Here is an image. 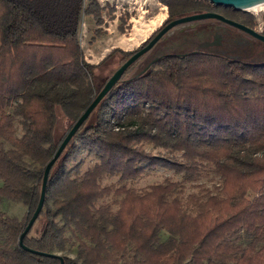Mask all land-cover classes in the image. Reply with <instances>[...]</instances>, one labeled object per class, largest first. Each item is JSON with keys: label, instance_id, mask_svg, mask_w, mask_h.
<instances>
[{"label": "trees", "instance_id": "1", "mask_svg": "<svg viewBox=\"0 0 264 264\" xmlns=\"http://www.w3.org/2000/svg\"><path fill=\"white\" fill-rule=\"evenodd\" d=\"M157 1L166 6L161 23L207 4ZM81 3L0 0V200L25 206L21 217L0 210V264H59L25 250L17 236L35 206L43 165L64 134L54 138L56 112L73 121L98 90L96 63L85 60L77 28L81 13L98 24L101 6ZM243 16L253 26V16ZM113 52L120 63L133 50L113 46L101 60ZM144 143L179 158L153 154ZM81 148L96 160L72 175L78 163L68 165ZM152 167L180 179L139 190L124 184ZM104 174L120 184H100ZM210 174L216 183H197L182 201L185 182ZM36 218L40 230L30 234V226L22 243L59 253L68 229L74 254L59 253L63 264H264V61L193 53L119 77L49 167Z\"/></svg>", "mask_w": 264, "mask_h": 264}, {"label": "rangeland", "instance_id": "2", "mask_svg": "<svg viewBox=\"0 0 264 264\" xmlns=\"http://www.w3.org/2000/svg\"><path fill=\"white\" fill-rule=\"evenodd\" d=\"M90 0H82L81 6L84 7ZM101 6L100 16L101 21L97 24L89 14H80V19L77 28L78 42L81 47L85 60L91 63H96L93 68L94 78L93 84L96 90L102 85L106 77L112 72V70L119 64V54L117 52L111 53L105 59L101 58L106 54L105 51L110 45L120 47L124 50H129L134 47L138 42L145 38L149 33L156 28L161 21L166 17L165 7L157 0H95ZM252 16V22L254 26H261L264 28V9L257 8L256 10H247ZM99 30V31H96ZM135 38V41L129 43V39ZM264 58V56H263ZM101 60V61H100ZM99 63L97 64V62ZM131 68L122 75L126 77L131 74ZM93 120V114H91L86 123ZM13 125L15 135H19L22 132L20 122L17 116L13 118ZM69 125V121L66 120L57 111L56 123L54 128V138L59 137L64 133ZM77 145L79 142L74 140ZM145 150L157 154L164 155L169 158L172 156L178 157V152L170 153L164 148L153 147L150 144H143ZM96 160V156L92 152H88L85 148H81L75 155L74 159L69 163L68 167L78 163V167L72 172V175L80 174L86 167L90 166ZM163 179L179 180L180 173H175L171 169L152 167L145 168L137 177L127 179L124 181L126 186L133 187L135 189H142L148 184L161 182ZM201 182L205 187H210L212 183L217 182V178L212 176L200 177L196 180L185 182L182 186L181 198L182 201L186 199L187 194L195 193L197 191L196 184ZM99 183L119 185L117 175H102ZM103 199L111 202L112 197L110 195L104 196ZM0 210L6 215L21 217L25 211V206L19 201H13L10 199L0 200ZM42 225L41 218H36L30 227V234L37 233ZM67 236V242L65 248L59 253L72 256L74 254V239L67 229L65 230ZM166 233L160 231L159 239H163Z\"/></svg>", "mask_w": 264, "mask_h": 264}, {"label": "flooded vegetation", "instance_id": "3", "mask_svg": "<svg viewBox=\"0 0 264 264\" xmlns=\"http://www.w3.org/2000/svg\"><path fill=\"white\" fill-rule=\"evenodd\" d=\"M206 2L204 8L187 10L180 15L199 11L214 12L223 18L239 22L264 34V28L258 30L254 25L246 22L243 16L244 10L233 9L227 5L212 4L208 0ZM162 5L165 7L166 13V6ZM164 23H160L149 35L130 49L134 52L145 45ZM193 53L215 56L226 61L257 63L264 61V42L248 31L217 16L187 20L176 23L162 32L123 70L120 78H135L144 75L151 69L160 68L166 58L183 57ZM130 66H132L131 74L122 77Z\"/></svg>", "mask_w": 264, "mask_h": 264}, {"label": "water", "instance_id": "4", "mask_svg": "<svg viewBox=\"0 0 264 264\" xmlns=\"http://www.w3.org/2000/svg\"><path fill=\"white\" fill-rule=\"evenodd\" d=\"M212 4H221V5H227L232 7L233 9H241L244 10L245 7L255 5L261 2H264V0H208ZM207 16H217L221 19L227 20L228 22L248 31L258 39L262 40L264 42V34L257 32L253 30L252 28H249L239 22L233 21V20H228L226 18H223L221 15L214 13V12H193L189 14H183L179 15L177 17H174L167 22H165L158 30L157 32L146 42L145 45L140 47L139 49L135 50L132 52L130 55H128L123 61H121L117 67H115L112 72L106 77V79L103 81L102 85L98 88V90L95 92L91 100L86 104V106L83 108V110L78 114V116L71 122H69V125L64 132L62 138L58 142L56 148L54 149L53 153L51 156L46 160V162L43 165L42 168V174H41V179H40V185H39V191H38V196L37 200L35 203V206L29 215L28 219L25 222L24 227L22 230L19 232L17 236V242L18 244L24 248L25 250H28L30 252L36 253V254H41V255H47V256H54L58 259L59 264H63V258L62 256L57 253V252H44V251H39L35 250L33 248L27 247L22 243V236L25 234V232L29 229L31 226L32 222L36 218L38 212L41 209L42 202H43V196H44V187H45V181L47 177V173L49 170V167L53 163V161L57 158L61 150L64 148V146L67 144L69 139L72 137L73 133L76 131L78 126L82 123V121L86 118V116L89 114V112L92 110V108L95 106V104L99 101V99L106 93V91L119 79L121 73L123 70L138 56L140 55L144 50H146L152 43L153 41L156 40V38L164 32L167 28L171 27L172 25L187 21V20H192V19H197V18H202V17H207Z\"/></svg>", "mask_w": 264, "mask_h": 264}, {"label": "bare ground", "instance_id": "5", "mask_svg": "<svg viewBox=\"0 0 264 264\" xmlns=\"http://www.w3.org/2000/svg\"><path fill=\"white\" fill-rule=\"evenodd\" d=\"M263 7H264V2H261V3L255 4V5L247 6V7H245V9H247V10H254L255 9L256 10L257 8H263ZM128 41H129V43H132L135 41V38H131Z\"/></svg>", "mask_w": 264, "mask_h": 264}, {"label": "built area", "instance_id": "6", "mask_svg": "<svg viewBox=\"0 0 264 264\" xmlns=\"http://www.w3.org/2000/svg\"><path fill=\"white\" fill-rule=\"evenodd\" d=\"M264 9V7H263ZM256 29L260 30L261 29V26H254ZM114 128H116V126H114Z\"/></svg>", "mask_w": 264, "mask_h": 264}, {"label": "crops", "instance_id": "7", "mask_svg": "<svg viewBox=\"0 0 264 264\" xmlns=\"http://www.w3.org/2000/svg\"><path fill=\"white\" fill-rule=\"evenodd\" d=\"M111 47H113V45H110L105 51H108Z\"/></svg>", "mask_w": 264, "mask_h": 264}]
</instances>
